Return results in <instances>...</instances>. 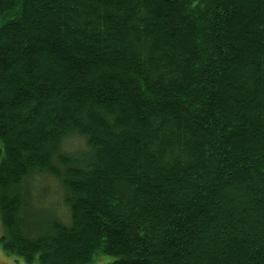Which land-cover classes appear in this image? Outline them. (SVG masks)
<instances>
[{
  "label": "trees",
  "instance_id": "1",
  "mask_svg": "<svg viewBox=\"0 0 264 264\" xmlns=\"http://www.w3.org/2000/svg\"><path fill=\"white\" fill-rule=\"evenodd\" d=\"M0 226L24 264H264V0H0Z\"/></svg>",
  "mask_w": 264,
  "mask_h": 264
},
{
  "label": "rangeland",
  "instance_id": "2",
  "mask_svg": "<svg viewBox=\"0 0 264 264\" xmlns=\"http://www.w3.org/2000/svg\"><path fill=\"white\" fill-rule=\"evenodd\" d=\"M74 143L75 141H68L67 145L69 143ZM36 188H37V194L42 188H46V185H48L49 189L48 191H46L47 196L48 197H44L41 199V201H43L41 203L42 206H40L41 208H43L44 206L50 205V207H53V209H55V207L58 209V215L59 217H63L66 218V209L64 208V206H60V196H59V186L57 185V183L53 180H42V181H37L35 183ZM42 192V191H41ZM60 208V209H59ZM0 233H1V226H0ZM100 258V259H99ZM99 260H96L95 262L91 263V264H104L110 260H112L111 257H107V256H101L99 257ZM0 264H24L21 261H16L12 256H9L7 254H5L1 247H0Z\"/></svg>",
  "mask_w": 264,
  "mask_h": 264
}]
</instances>
